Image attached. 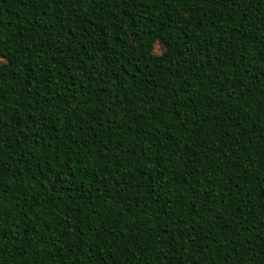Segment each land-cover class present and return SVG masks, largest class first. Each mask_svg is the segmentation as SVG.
Instances as JSON below:
<instances>
[{
  "label": "trees",
  "instance_id": "obj_1",
  "mask_svg": "<svg viewBox=\"0 0 264 264\" xmlns=\"http://www.w3.org/2000/svg\"><path fill=\"white\" fill-rule=\"evenodd\" d=\"M0 264H264V0H0Z\"/></svg>",
  "mask_w": 264,
  "mask_h": 264
},
{
  "label": "rangeland",
  "instance_id": "obj_2",
  "mask_svg": "<svg viewBox=\"0 0 264 264\" xmlns=\"http://www.w3.org/2000/svg\"><path fill=\"white\" fill-rule=\"evenodd\" d=\"M161 52L160 46L158 44L154 45V53L159 54Z\"/></svg>",
  "mask_w": 264,
  "mask_h": 264
}]
</instances>
